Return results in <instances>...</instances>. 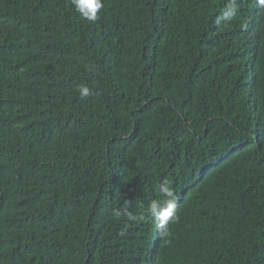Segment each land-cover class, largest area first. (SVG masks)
Wrapping results in <instances>:
<instances>
[{"label":"trees","instance_id":"trees-1","mask_svg":"<svg viewBox=\"0 0 264 264\" xmlns=\"http://www.w3.org/2000/svg\"><path fill=\"white\" fill-rule=\"evenodd\" d=\"M0 264H264V2L0 0Z\"/></svg>","mask_w":264,"mask_h":264},{"label":"clouds","instance_id":"clouds-1","mask_svg":"<svg viewBox=\"0 0 264 264\" xmlns=\"http://www.w3.org/2000/svg\"><path fill=\"white\" fill-rule=\"evenodd\" d=\"M73 4L76 11L89 21H95L98 12L103 8V0H73ZM79 92L82 98L90 95V91L86 86L80 87ZM159 191L164 199L151 202L150 214L157 221L163 222L165 225L175 223L179 217L176 214L177 200L173 189L167 181H163L159 186ZM114 215L117 217L127 215L129 220L135 219V216L128 212L126 208L114 210Z\"/></svg>","mask_w":264,"mask_h":264}]
</instances>
